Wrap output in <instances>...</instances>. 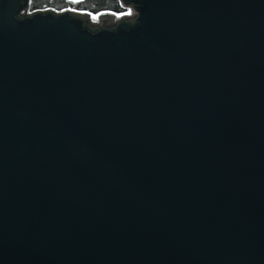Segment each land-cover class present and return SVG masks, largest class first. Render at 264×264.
Returning <instances> with one entry per match:
<instances>
[{"label":"water","instance_id":"obj_1","mask_svg":"<svg viewBox=\"0 0 264 264\" xmlns=\"http://www.w3.org/2000/svg\"><path fill=\"white\" fill-rule=\"evenodd\" d=\"M32 1L0 0V264H264V0Z\"/></svg>","mask_w":264,"mask_h":264},{"label":"trees","instance_id":"obj_2","mask_svg":"<svg viewBox=\"0 0 264 264\" xmlns=\"http://www.w3.org/2000/svg\"><path fill=\"white\" fill-rule=\"evenodd\" d=\"M68 12L78 11L89 13L93 16L101 14L122 15L127 12L121 0H84L82 3H74L72 0H33L30 4L28 14L39 12Z\"/></svg>","mask_w":264,"mask_h":264},{"label":"built area","instance_id":"obj_3","mask_svg":"<svg viewBox=\"0 0 264 264\" xmlns=\"http://www.w3.org/2000/svg\"><path fill=\"white\" fill-rule=\"evenodd\" d=\"M54 12H56V11H54ZM71 12L83 13V12H78V11H71ZM129 12L132 14V13H133V10H132V9H127V12H126L125 14L117 15V17H118V18H121L123 15H128V16H129V15H131V14H128ZM56 13H61V12H56ZM87 14H88V13H87ZM92 18H93V17H92ZM93 20H94V19H93Z\"/></svg>","mask_w":264,"mask_h":264},{"label":"rangeland","instance_id":"obj_4","mask_svg":"<svg viewBox=\"0 0 264 264\" xmlns=\"http://www.w3.org/2000/svg\"><path fill=\"white\" fill-rule=\"evenodd\" d=\"M97 17H98V16H94L93 19H94V20H97Z\"/></svg>","mask_w":264,"mask_h":264},{"label":"snow or ice","instance_id":"obj_5","mask_svg":"<svg viewBox=\"0 0 264 264\" xmlns=\"http://www.w3.org/2000/svg\"><path fill=\"white\" fill-rule=\"evenodd\" d=\"M128 14H131L130 12Z\"/></svg>","mask_w":264,"mask_h":264}]
</instances>
